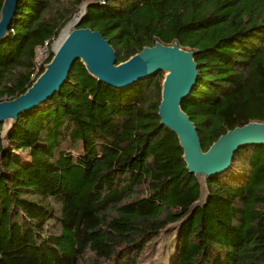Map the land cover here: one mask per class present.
<instances>
[{"label": "trees", "instance_id": "16d2710c", "mask_svg": "<svg viewBox=\"0 0 264 264\" xmlns=\"http://www.w3.org/2000/svg\"><path fill=\"white\" fill-rule=\"evenodd\" d=\"M84 3L79 27L108 39L117 62L156 42L194 51L181 108L203 151L264 122V0H18L0 41V101L31 86L37 49ZM162 79L116 88L76 60L52 97L0 123V264H138L185 217L172 264H264V144L235 151L197 203L198 177L160 124Z\"/></svg>", "mask_w": 264, "mask_h": 264}, {"label": "water", "instance_id": "95a60500", "mask_svg": "<svg viewBox=\"0 0 264 264\" xmlns=\"http://www.w3.org/2000/svg\"><path fill=\"white\" fill-rule=\"evenodd\" d=\"M17 2L18 0H3L0 9V41L7 35ZM81 8L82 13L59 47L52 50L51 60L44 65L43 71L31 86L12 99L0 101V123L8 125L5 131L21 113L37 107L59 91L67 81L74 62L80 60L90 75L116 88L130 86L159 71L164 72L158 107L160 124L177 135L186 167L198 180L199 176L205 181L208 177L226 170L231 165L234 152L240 147L264 144V122L250 121L220 135L203 151L195 124L181 108L183 99L190 94L197 81L198 69L194 51L183 48L176 42L171 45L156 42L153 46L143 47L125 61L117 62L115 51L108 39L98 30L79 27L87 4H83L63 26L56 40ZM186 218L177 222L179 226Z\"/></svg>", "mask_w": 264, "mask_h": 264}, {"label": "rangeland", "instance_id": "374dc122", "mask_svg": "<svg viewBox=\"0 0 264 264\" xmlns=\"http://www.w3.org/2000/svg\"><path fill=\"white\" fill-rule=\"evenodd\" d=\"M82 5L83 4L79 6V9ZM80 11L82 12L83 8H81ZM80 14H78L77 19ZM72 24L69 25L70 28ZM163 79H164V72H163ZM7 126H8L7 124L3 125L4 131ZM199 180L201 182L200 183L201 191H200V197L197 203L200 204L205 200L208 190H207L204 178L199 176ZM178 228H179L178 223L174 222V223L167 225L165 229L161 230L156 240L153 252H148L147 254L143 253V255L145 256L139 258L138 264H172L175 253H176Z\"/></svg>", "mask_w": 264, "mask_h": 264}, {"label": "built area", "instance_id": "2783aa9c", "mask_svg": "<svg viewBox=\"0 0 264 264\" xmlns=\"http://www.w3.org/2000/svg\"><path fill=\"white\" fill-rule=\"evenodd\" d=\"M50 40L51 39L44 40L43 44L37 49V54L35 57V68L34 72L31 75L33 79L36 77L37 72L46 64V59L49 56V51L53 50V44L56 39L53 40V42H50Z\"/></svg>", "mask_w": 264, "mask_h": 264}, {"label": "bare ground", "instance_id": "6f19581e", "mask_svg": "<svg viewBox=\"0 0 264 264\" xmlns=\"http://www.w3.org/2000/svg\"><path fill=\"white\" fill-rule=\"evenodd\" d=\"M80 12H81V11H80ZM80 12H79L78 14H80ZM81 13H82V12H81ZM78 14L76 15L75 19L67 25V27L63 30V32H62L61 35L59 36V38L54 42V44H53V49L56 50V49L59 47V45H60L61 42L63 41L64 37L67 35L68 30L70 29L69 25H71L72 23L74 24L75 20L77 19ZM73 24H72V25H73ZM71 27H72V26H71ZM200 177H202V176H200ZM202 178H203V177H202ZM178 225H179V224H178Z\"/></svg>", "mask_w": 264, "mask_h": 264}]
</instances>
